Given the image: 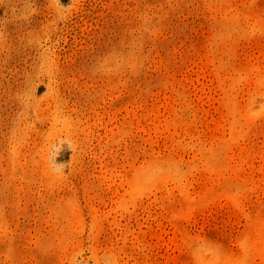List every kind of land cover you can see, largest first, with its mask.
Returning a JSON list of instances; mask_svg holds the SVG:
<instances>
[{
	"label": "rangeland",
	"instance_id": "obj_1",
	"mask_svg": "<svg viewBox=\"0 0 264 264\" xmlns=\"http://www.w3.org/2000/svg\"><path fill=\"white\" fill-rule=\"evenodd\" d=\"M0 264H264V0H0Z\"/></svg>",
	"mask_w": 264,
	"mask_h": 264
}]
</instances>
